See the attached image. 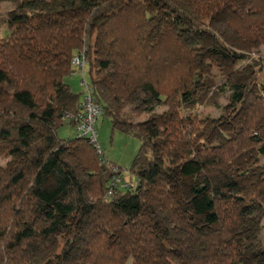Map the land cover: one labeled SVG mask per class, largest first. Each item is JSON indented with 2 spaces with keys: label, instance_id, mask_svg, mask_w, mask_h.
<instances>
[{
  "label": "trees",
  "instance_id": "1",
  "mask_svg": "<svg viewBox=\"0 0 264 264\" xmlns=\"http://www.w3.org/2000/svg\"><path fill=\"white\" fill-rule=\"evenodd\" d=\"M4 1L12 8L2 18ZM205 19L264 45V0H0V157L19 159L0 165V264H245L237 234L264 207L263 170L252 165L264 156V85L253 89L263 61L220 43L207 50L213 66L244 63L229 86L204 75L169 22L217 36ZM76 56L90 66L103 115L142 141L130 177L88 139L59 136L81 112L82 93L66 80ZM97 83L115 101L166 110L145 125L106 102ZM227 90L245 117L209 144L198 112ZM65 150L86 170L83 181ZM119 174L126 188L111 187ZM148 196L182 235L167 240ZM60 235L61 250L37 261ZM255 253L264 264V247Z\"/></svg>",
  "mask_w": 264,
  "mask_h": 264
},
{
  "label": "rangeland",
  "instance_id": "2",
  "mask_svg": "<svg viewBox=\"0 0 264 264\" xmlns=\"http://www.w3.org/2000/svg\"><path fill=\"white\" fill-rule=\"evenodd\" d=\"M147 2L152 11L159 12L161 19L166 17L163 9H158L153 3L149 1ZM1 7V17L4 18L6 16V12L12 8V2L4 1ZM203 23L207 27H211L217 36H212L207 33H198L191 29L186 30L184 29V26L181 27L177 25L178 23L174 22L173 24L169 22V24H171L180 33L182 39L196 49L200 69L204 75L214 78L218 84L229 86L230 77L239 67L243 65L244 62L237 60L233 66L216 68L211 64L207 56V50L209 47H219L221 45L220 43H224L230 48H234L238 51L249 52L254 57L262 59L263 71L258 74L257 79L253 83V89L258 93L264 85V45L248 41L246 37L239 34L235 29H232L224 22L205 19L203 20ZM162 24H165V22ZM95 38L96 35L93 39L95 40ZM93 71L95 72L94 74L99 73L97 67H94ZM84 78L88 84L92 82L89 65H86ZM84 78L82 72L78 69L72 76L66 78L71 88L75 92L82 93V97L85 91V85L83 84ZM96 87L102 93L104 100L111 104L115 109H120L123 115L129 116L135 121H141L145 125L150 115L153 113H161L166 110V107L163 106L152 110L150 108V104L142 102L141 100H138V98H133L126 102L115 101L103 84L97 83ZM230 95V91L227 90L225 94L219 98L218 106H203L199 109L198 113L202 127V135L209 144H220L224 141L220 131L225 133L237 132L242 125L245 117L244 111L229 105ZM97 127L99 131V142L103 148L106 159L105 163H115L116 165H119L123 169V173L127 177H130L132 174L131 167L142 145L141 139L132 134H128L114 128L111 116L108 114H104L99 117ZM58 132L59 136L66 141L72 140L77 136L76 129L72 125L62 126L59 128ZM64 157L73 164L80 176V179L83 181L86 178V170L83 169L77 157L73 156L69 150H65ZM18 162L19 159L16 157H0V165L7 169L14 168ZM252 165L263 170L262 176L264 178V156H261L258 159H253ZM173 191L177 192V188L173 187ZM86 196L90 199L87 193ZM148 199L157 207L163 217V221L166 226L167 240L171 237L182 235V232L175 228L168 219L164 209L150 196H148ZM237 236L241 239L245 264H263L255 252L264 247V207L259 208L252 215V217L249 218L246 223V227L243 231H241V233H238ZM61 247L62 236L60 235L58 243L51 249L38 255L37 261H41L51 254L58 253L61 250ZM169 256L172 259V254L169 253ZM127 264H132V259H129Z\"/></svg>",
  "mask_w": 264,
  "mask_h": 264
},
{
  "label": "built area",
  "instance_id": "3",
  "mask_svg": "<svg viewBox=\"0 0 264 264\" xmlns=\"http://www.w3.org/2000/svg\"><path fill=\"white\" fill-rule=\"evenodd\" d=\"M74 66L82 72L83 78L86 70V60L84 56H76L73 59ZM85 85V91L82 98L81 112L74 117V127L76 129L77 136L75 138H86L93 144L100 155H104L99 142V131L97 127V121L104 113V107L97 102L95 95L93 94L91 86L86 82L85 78L83 81ZM74 138V139H75ZM113 171L118 173L119 169L117 166L113 167ZM120 185L122 188H126L128 183L124 179L123 174L117 175L111 182V187ZM112 190L110 191V193Z\"/></svg>",
  "mask_w": 264,
  "mask_h": 264
},
{
  "label": "water",
  "instance_id": "4",
  "mask_svg": "<svg viewBox=\"0 0 264 264\" xmlns=\"http://www.w3.org/2000/svg\"><path fill=\"white\" fill-rule=\"evenodd\" d=\"M59 152H57V154H58Z\"/></svg>",
  "mask_w": 264,
  "mask_h": 264
},
{
  "label": "crops",
  "instance_id": "5",
  "mask_svg": "<svg viewBox=\"0 0 264 264\" xmlns=\"http://www.w3.org/2000/svg\"><path fill=\"white\" fill-rule=\"evenodd\" d=\"M74 156V155H73Z\"/></svg>",
  "mask_w": 264,
  "mask_h": 264
}]
</instances>
